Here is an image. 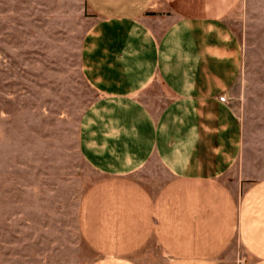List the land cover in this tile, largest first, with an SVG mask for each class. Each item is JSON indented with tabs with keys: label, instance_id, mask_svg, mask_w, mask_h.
Returning a JSON list of instances; mask_svg holds the SVG:
<instances>
[{
	"label": "crops",
	"instance_id": "0c3cea01",
	"mask_svg": "<svg viewBox=\"0 0 264 264\" xmlns=\"http://www.w3.org/2000/svg\"><path fill=\"white\" fill-rule=\"evenodd\" d=\"M86 2L99 17L80 52L98 92L78 135L98 172L78 206L90 264H264V177L228 100L243 56L226 18L245 0Z\"/></svg>",
	"mask_w": 264,
	"mask_h": 264
},
{
	"label": "rangeland",
	"instance_id": "374dc122",
	"mask_svg": "<svg viewBox=\"0 0 264 264\" xmlns=\"http://www.w3.org/2000/svg\"><path fill=\"white\" fill-rule=\"evenodd\" d=\"M98 19L86 0H0V264L97 257L81 236L78 206L98 172L78 135L98 96L80 55ZM226 21L243 56L228 100L250 171L264 177V0H245Z\"/></svg>",
	"mask_w": 264,
	"mask_h": 264
},
{
	"label": "built area",
	"instance_id": "2783aa9c",
	"mask_svg": "<svg viewBox=\"0 0 264 264\" xmlns=\"http://www.w3.org/2000/svg\"><path fill=\"white\" fill-rule=\"evenodd\" d=\"M219 99L224 101L226 99L225 93L221 94L219 96Z\"/></svg>",
	"mask_w": 264,
	"mask_h": 264
}]
</instances>
